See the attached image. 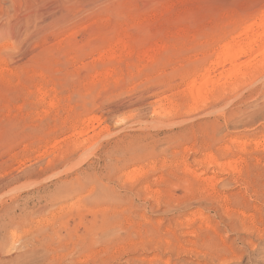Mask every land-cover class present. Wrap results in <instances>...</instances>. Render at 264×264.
<instances>
[{"label":"rangeland","instance_id":"374dc122","mask_svg":"<svg viewBox=\"0 0 264 264\" xmlns=\"http://www.w3.org/2000/svg\"><path fill=\"white\" fill-rule=\"evenodd\" d=\"M258 1L16 0L0 14V264H264V77L206 106L185 92L214 58L208 35ZM209 154L234 171L205 170Z\"/></svg>","mask_w":264,"mask_h":264},{"label":"bare ground","instance_id":"6f19581e","mask_svg":"<svg viewBox=\"0 0 264 264\" xmlns=\"http://www.w3.org/2000/svg\"><path fill=\"white\" fill-rule=\"evenodd\" d=\"M15 2H16V0H0V14L3 15L2 17H4V15H7V16L9 15V13L11 12L10 10L14 9V3ZM15 7H17V6H15ZM247 7H249V9ZM247 7H246L247 10L244 9L245 10L244 14H242V15L238 14L236 16H231V17L229 16L228 17L226 23H223V24L227 25L226 26L227 29H222L223 27H221L220 28L221 30H219L218 33H213V34L208 35V36H210L209 40H208L210 45H212V44H218V45L214 49V52H213L214 58L210 61V64L207 67H204L201 69L199 68L198 70H194V72H192V75H190L191 78H190V81L186 87L185 92H186L187 97L191 101L193 108L197 107L198 105H205L211 99H215L214 102L216 104L217 103L216 101L221 99V93L222 92L225 93V92H227V90L228 91H234L238 88L246 86V89L250 90V92L252 93L253 89L247 88V87L249 85H253L252 83L255 82L256 80L260 79V77H261V79H262V77H264V0L261 2L258 1L257 3H254V2L250 3L249 6H247ZM32 9H29V11ZM28 12H27V14H24V15H18L17 14V15L12 17V21H10V22L13 23L12 25L14 28L17 27L18 25H20L22 22H30L31 20H33V18H34L33 11L29 12V13ZM226 16H227V14H226ZM5 18H6V16H5ZM10 18H11V16L10 17L8 16L6 19L7 20L6 22H8V20H10ZM4 21H5V19H4ZM0 22H1V18H0ZM9 24H11V23H9ZM223 24H221V25L224 26ZM217 27H219V26H217ZM214 30H216V29H214ZM118 42L119 41H116L115 43H118ZM120 44H122V45H120V47L125 48L126 50L129 51L128 53H130V52L132 53V51H134L135 47H133L132 45H130L128 43H127L128 45L124 44V43H120ZM117 45H119V43ZM156 45L158 47L163 46L162 44L161 45L155 44V46ZM117 47H115V48H117ZM152 47H154V46L144 47L143 48L144 50L143 49L142 50L144 52H147L149 50L153 51ZM122 48H120V50ZM137 50H138V48H137ZM102 51H104V50H102ZM100 53H101V51H100ZM115 53H114V51L111 50V48H109V49L107 48V50L102 52V54L100 56H110V57L114 56L115 57ZM207 56L208 55H206L205 57H207ZM3 72H4V69L1 66V61H0V75H2ZM212 85H214V86H212ZM242 89H245V88H242ZM243 96H245V95H243ZM218 104H219V102H218ZM178 107L179 106L177 104H172L171 102H168L165 107L160 106V108H157V110L155 109L154 112L157 113L159 116L166 117V116H170V114L176 108L178 109ZM220 112H223V111H220ZM219 114H222V113H219ZM222 115H224V114H222ZM262 141L264 143V139L261 141H256L255 143L257 144L258 142H262ZM234 142L240 143V141H235V140L233 141V143ZM130 148L132 149V147H130ZM225 148L229 149V147H227V146H225ZM223 150H224V153H222L221 156L227 155L228 154L227 151H225L224 148H223ZM129 152H131V151H129ZM120 153H121V151H120ZM232 154H230V156ZM128 159H131V158H128ZM203 161H204V165H205L204 166L205 170H206L208 165L210 167H212L213 169H215L216 171H220V172H225L227 170L234 171V169H235V164L233 162V159H229V160L220 162L212 154H209V155H206L205 158L202 159L200 162H203ZM201 164H203V163H201ZM185 167H186L187 172L191 171V169L187 168V166H185ZM205 170H203L201 172H195L194 171L196 176H197V177L196 176L195 177L196 178H199V176L202 177V174H204L206 172ZM138 173L140 174V171H138V169H133V170L129 171L128 173H126V176L130 180L135 181L134 179L138 176ZM204 180L207 181L208 179L205 177ZM209 181H210V179H209ZM137 192H139V191H137ZM262 195H264L263 192H262ZM222 196H223L222 199L225 200V196L224 195H222ZM262 197H264V196H262ZM143 201H144V199H143ZM212 206H213V204H212ZM232 218H233V220L231 218L230 219L232 220V222H234L233 223L235 225L234 227H236V225H237L236 218H234V217H232ZM230 224H231V222H230ZM237 226H239V225H237ZM247 228H249V227H247ZM253 229H254L255 234L259 238L264 237V227H255ZM251 233H253V231ZM248 240H249V237H248ZM245 242L250 243V240L249 241L246 240ZM3 243L7 244V241H5ZM3 243L2 244L0 243V258L2 257V253H3L2 252ZM234 251H236V250H234ZM197 254L199 256L201 255L202 257H204L203 259L209 258L212 261H215L216 259H218V257H220L219 255L210 256L211 254L208 255L206 252H197ZM212 255H215V254L212 253ZM219 260H221V259H219ZM220 262H222V261H218V264H220ZM213 263H215V262H213Z\"/></svg>","mask_w":264,"mask_h":264}]
</instances>
